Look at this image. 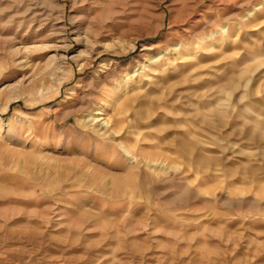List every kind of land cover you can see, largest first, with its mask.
Listing matches in <instances>:
<instances>
[{
	"label": "rangeland",
	"instance_id": "obj_1",
	"mask_svg": "<svg viewBox=\"0 0 264 264\" xmlns=\"http://www.w3.org/2000/svg\"><path fill=\"white\" fill-rule=\"evenodd\" d=\"M0 264H264V0H0Z\"/></svg>",
	"mask_w": 264,
	"mask_h": 264
},
{
	"label": "bare ground",
	"instance_id": "obj_2",
	"mask_svg": "<svg viewBox=\"0 0 264 264\" xmlns=\"http://www.w3.org/2000/svg\"><path fill=\"white\" fill-rule=\"evenodd\" d=\"M57 56V55H56ZM62 56V55H61ZM66 56V55H65ZM64 57V56H63ZM67 58V57H66ZM64 59H65V57H64Z\"/></svg>",
	"mask_w": 264,
	"mask_h": 264
}]
</instances>
